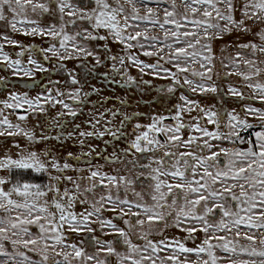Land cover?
<instances>
[{
  "label": "snow or ice",
  "instance_id": "6c2138e0",
  "mask_svg": "<svg viewBox=\"0 0 264 264\" xmlns=\"http://www.w3.org/2000/svg\"><path fill=\"white\" fill-rule=\"evenodd\" d=\"M162 4L168 7L162 8L161 20ZM179 5L183 11L178 10ZM179 5L177 0H87L83 6L78 0H0V27L58 42L63 52L57 44H51L42 49L45 59L48 53L61 61L74 58L73 53H82L85 58L94 56L81 42L107 41L111 37L128 50L127 60L141 72L151 69L159 75L162 66L140 61L131 54L132 48L143 49V55L148 57L166 56L165 62L171 67L163 69L165 76L160 78L172 83L159 91L172 96L180 92L170 115H154L147 125L137 123L128 147L103 156L104 165H91L89 161L90 166L84 169L67 162L81 156L96 158L94 148L81 156L69 152L61 162L48 147L31 150L13 139L11 147L0 156V172L7 173L0 175V264H111L107 259L110 256H116L118 264H264V108L252 103L264 105V0H179ZM29 12L39 19H30ZM45 18L48 23L41 26ZM157 26L163 31L162 40L149 35ZM130 28L138 30L128 32ZM101 30L106 34H101ZM233 34L236 41L224 43L217 54L215 42ZM244 36L252 39L239 42ZM0 40L4 41L0 44V63L15 75L22 72L31 77L33 71H48L31 57L28 64L34 69L24 67L21 59H11L4 51L5 44L21 49L24 46L7 34L0 35ZM16 55L22 57L24 50ZM95 58L99 63V58ZM110 59L125 63L124 56ZM113 71L120 69L114 65ZM69 76L71 84H79L74 75ZM230 77L238 78L239 87ZM218 81L227 83V92ZM127 83L133 85L135 80L129 76ZM244 89L250 90L248 95ZM80 91L57 89L54 97L49 90L47 96L35 99L13 93L11 102L0 103L13 113L16 109L46 113L41 100L52 107L59 104L66 111L59 112L52 123L62 129L66 126V122L60 123L63 116L75 118L80 113L57 97L68 96L81 104L92 93H84L82 99ZM186 93L231 96L248 103L242 104L240 111L221 110L216 105L204 106ZM111 114L115 117L119 113ZM104 115L95 123L89 122L93 129ZM131 118L124 116L121 129ZM17 119L26 121L28 115ZM249 119L259 124L254 125ZM256 127L260 130L250 134L254 139L241 135ZM79 128L76 125L67 136L63 132L55 136L42 132L38 137L0 110V137H21L28 145L51 140L59 143L62 138H72ZM185 132L189 133L186 138ZM105 134L119 139L124 133L107 127L104 131H79V137L85 139L78 143L83 148L86 138H103ZM5 143L7 140L0 141V148ZM11 148L17 149L16 158ZM161 151L163 155L157 156ZM130 155L131 160L127 159ZM105 165H122L129 175L120 174L119 167L114 169L117 174L110 175L102 171ZM28 172L44 176L46 181L24 179L23 174ZM77 207L81 210L76 211ZM106 212L114 215L106 218ZM114 220L122 221L125 227H118ZM169 228L186 235L167 237L164 233ZM97 230L106 236L115 235L117 240H100L92 235ZM198 232L202 238L196 235ZM70 233L89 234L79 243L87 241L96 250L89 254L84 247L70 243ZM154 235L163 238L153 240ZM133 236L143 243H134ZM189 242L196 246L188 247ZM115 244L122 245L125 251H117ZM29 253L40 259H33ZM100 253H104V259ZM191 255L195 256L194 261L189 259ZM241 256L259 259L245 260Z\"/></svg>",
  "mask_w": 264,
  "mask_h": 264
},
{
  "label": "rangeland",
  "instance_id": "374dc122",
  "mask_svg": "<svg viewBox=\"0 0 264 264\" xmlns=\"http://www.w3.org/2000/svg\"><path fill=\"white\" fill-rule=\"evenodd\" d=\"M78 2L83 6L86 4L87 0H78ZM84 2V3H83ZM177 4L179 5V0H177ZM149 7L155 8V4H149ZM168 7V4H162L160 6V18L163 19V11L162 8ZM179 11H183L182 5L178 7ZM143 11H141V15H143ZM30 19H39L37 15H33L29 12ZM67 19V17H66ZM48 23V19L45 18L41 21V26H44ZM131 23H137L132 21ZM144 25H141V29ZM149 27H151L149 25ZM138 29H128V32H135ZM71 31V29H69ZM7 34L13 40L18 41L21 45L24 46L23 49L18 47H13L5 44L4 51L8 53L11 59H21L23 66L26 68L34 69V65L28 64V60L31 57L32 59L37 60L43 67L47 68V72L41 71H33L31 77L24 76L21 72L20 75H15L12 69L6 68L3 63H0V79H3V83L0 84V101H10V95L13 93L19 95H27L30 99H35L38 96H47L49 90L51 91L52 96H56L57 89L60 92H68L70 90L80 89V96L83 99L84 93H92L87 97L86 102L81 104H76L70 97L63 96L57 97L58 99H63L65 103L72 105L80 114L75 118L70 116H63L60 120V123H65L66 126L62 129L60 127L53 126V118L57 117V114L62 111H66L61 107V105L57 104L55 107H52L50 104L45 103L41 100L44 108L47 110L46 113L39 112H31L26 113L24 109H16L13 113L11 109H4L3 104L0 103V110L3 111L4 115H7L9 119L13 123H19L22 127L32 130L39 137L42 132L46 135L55 136L59 132H63L64 136H67L69 132H72L76 125H79L80 128L77 130L72 138L64 140L62 138L61 142H57L55 140L46 141L44 143L38 145H28L27 141L21 137H0V141L7 140V143L4 144L2 148H0V156L4 155V150L11 147L12 140L15 139L22 146H27L31 150L41 151L44 148L48 147L51 151L58 155L61 158V162H63L64 158L67 157V154L71 152L73 156H81L82 152H89L91 149H95V153H93V157L81 156V159L74 160L69 158L67 160L68 163L72 164L77 168L87 169L89 165V161H91V165H104L103 156H109L114 151L121 152L128 147V144L134 138V132L136 131L134 126L139 123L141 125H147L151 122V117L154 115H170V109H173V106L179 102L180 92L177 91L175 96L167 94L166 91H159L161 88L166 89L172 81L170 79H161L160 77L165 76L163 69L170 68L171 65L165 62V59H160L159 56L153 55L151 57L143 55V49L138 47H134L130 50L132 55H135L140 61H143L147 64H157L159 63L162 67L158 70L159 75L153 73L151 69H145L144 72H141L138 67L132 65L131 62L127 60L128 50H125L124 46L120 43H117L112 40L111 37L107 41H83L82 44L86 45L90 51L94 53V56L84 57L82 53L77 54L73 53L72 59L59 60L56 57H53L50 53L47 54L48 59H45V53L42 49L48 48L51 44H57V49L62 53L63 50L59 49V44L57 41H53L49 37H41V36H25L17 32H12L10 29L5 27H0V35ZM101 34H106L103 30H101ZM149 35H157L163 39V31H161L158 26L154 28ZM252 39L251 36H244L240 39L239 42H247ZM236 37L235 34L232 36H226L223 41H216L214 47L219 54V48L226 42H235ZM4 43L3 40H0V44ZM131 43L135 44V41ZM147 43V42H145ZM28 49H31L29 51ZM24 50V55L22 57H18L16 54L20 51ZM153 50V49H148ZM69 51H71V46L69 47ZM167 49H165V52ZM229 53L233 52L232 48L228 49ZM79 58H75L76 56ZM164 55V53H161ZM111 56H124L125 63L121 65L119 60L113 61L110 59ZM95 57L99 58V63ZM63 65V67H59ZM120 69L119 72L113 71V66ZM174 70V69H173ZM69 73L74 75L76 79L79 81V84L73 85L70 81ZM132 77L135 80V84L129 85L127 83V77ZM235 86L239 87V81L236 77L229 78ZM59 81V84L55 82ZM218 84L223 87L224 91L227 92V83L225 81H218ZM95 89V91H93ZM32 90V91H30ZM245 95H248L250 90L244 89ZM194 99L199 100L204 106L216 105L221 110H232L237 109V111L241 110V106L244 103H248V101L240 102L235 97L231 96H223L216 97L213 95H207L204 97L194 96L191 93H186ZM124 101L125 103H121ZM222 101V104L219 102ZM253 106L257 108H264V105L259 102H252ZM27 106L25 105V108ZM112 112L119 113L117 116L113 117ZM102 113H104V118L101 120L99 124L95 125V129L91 126V123H95V119L98 118ZM139 115H135V114ZM19 115H28V119L26 121H19L17 117ZM132 117L129 121L125 122L123 129H121V121L124 116ZM195 115V113H193ZM187 119V117H186ZM111 121V123H108ZM91 122V123H89ZM170 121H165V123H169ZM250 123L254 125H258L259 121L254 119H249ZM105 127L111 128L113 131L120 129L124 134L119 137V139L113 138L110 134H105L103 138L97 137H89L86 138V144L83 148L78 143L79 139H85L79 137V131H104ZM212 126H209L211 128ZM51 129V131H48ZM143 129H140L142 131ZM260 130L259 127L254 129H250L246 132H242L241 135H250L252 131ZM189 133L185 132V138ZM254 139V137H253ZM225 147H240L246 148L248 145H228L225 144ZM17 152L16 148H11V154L13 158L15 157V153ZM96 154H101V156H96ZM157 156H162L163 152L156 153ZM133 157L130 155L127 159L131 160ZM137 159H139V154H137ZM156 165H153L155 167ZM119 167L121 169L120 174L129 175L128 172L123 170L122 165H105L102 168V171L108 172L110 175L117 174L114 169ZM5 172H0V175H6ZM68 175L76 176L78 173L68 172ZM86 174V173H85ZM140 190L139 188L137 189ZM130 199H134L133 197H129ZM151 203L150 200H148ZM81 208L77 207L76 211H80ZM106 218H112L113 213L106 212L104 213ZM114 223L118 225V227L124 228V224L120 220H114ZM71 236L70 243H77L78 246L84 247L89 254L93 253L96 249L89 246L86 241L83 245H80V241L84 239L85 236L89 235L87 233L81 234L77 236L74 233L69 234ZM100 240L103 241H116L117 237L115 235H104L102 232L97 230L94 234ZM167 237H183L186 235L185 233L180 232L175 228H169L164 233ZM198 237H203L202 233H196ZM163 237L153 236V240L162 239ZM134 243H143L142 241H138L134 236L132 237ZM200 240H197L196 243H199ZM196 243L189 242L187 244L188 247H195ZM215 243V241H214ZM241 243H246L245 241H241ZM117 251L124 252L125 249L122 245L115 244ZM257 247H259V243L257 242ZM23 250V249H22ZM218 255H222L221 253H217ZM33 259L39 260L40 257L33 253H29ZM163 255V253H162ZM100 258L104 259V253H100ZM107 259L111 262V264H118L116 256L107 257ZM190 260H195V256H189ZM240 259H259L257 257H248L241 256ZM221 264H226V262H221Z\"/></svg>",
  "mask_w": 264,
  "mask_h": 264
},
{
  "label": "trees",
  "instance_id": "16d2710c",
  "mask_svg": "<svg viewBox=\"0 0 264 264\" xmlns=\"http://www.w3.org/2000/svg\"><path fill=\"white\" fill-rule=\"evenodd\" d=\"M30 91H32V90H30ZM23 178L27 179V180H31V181L37 182V183H43V182L46 181V177H44V176H36L35 174H33L31 172L23 174Z\"/></svg>",
  "mask_w": 264,
  "mask_h": 264
},
{
  "label": "built area",
  "instance_id": "2783aa9c",
  "mask_svg": "<svg viewBox=\"0 0 264 264\" xmlns=\"http://www.w3.org/2000/svg\"><path fill=\"white\" fill-rule=\"evenodd\" d=\"M244 137H248L250 139H253V137H251V135H244ZM242 145H244V144H242ZM237 146H239V145H237Z\"/></svg>",
  "mask_w": 264,
  "mask_h": 264
},
{
  "label": "flooded vegetation",
  "instance_id": "af4514ba",
  "mask_svg": "<svg viewBox=\"0 0 264 264\" xmlns=\"http://www.w3.org/2000/svg\"><path fill=\"white\" fill-rule=\"evenodd\" d=\"M84 3V2H83ZM245 145V144H244ZM247 145V144H246ZM246 148H247V146H246Z\"/></svg>",
  "mask_w": 264,
  "mask_h": 264
}]
</instances>
